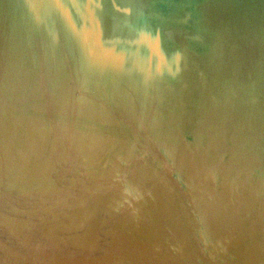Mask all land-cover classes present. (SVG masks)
<instances>
[{"label": "water", "instance_id": "water-1", "mask_svg": "<svg viewBox=\"0 0 264 264\" xmlns=\"http://www.w3.org/2000/svg\"><path fill=\"white\" fill-rule=\"evenodd\" d=\"M0 264H264V0H0Z\"/></svg>", "mask_w": 264, "mask_h": 264}]
</instances>
